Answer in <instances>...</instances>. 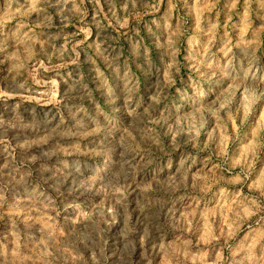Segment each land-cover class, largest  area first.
I'll return each mask as SVG.
<instances>
[{
  "label": "clouds",
  "instance_id": "9594fccd",
  "mask_svg": "<svg viewBox=\"0 0 264 264\" xmlns=\"http://www.w3.org/2000/svg\"><path fill=\"white\" fill-rule=\"evenodd\" d=\"M0 264H264V0H0Z\"/></svg>",
  "mask_w": 264,
  "mask_h": 264
}]
</instances>
